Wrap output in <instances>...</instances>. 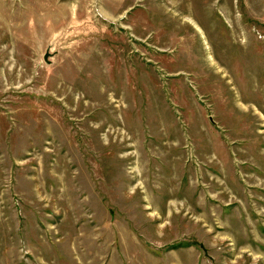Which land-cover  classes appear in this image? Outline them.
Instances as JSON below:
<instances>
[{"label":"rangeland","instance_id":"rangeland-1","mask_svg":"<svg viewBox=\"0 0 264 264\" xmlns=\"http://www.w3.org/2000/svg\"><path fill=\"white\" fill-rule=\"evenodd\" d=\"M0 264H264V0H0Z\"/></svg>","mask_w":264,"mask_h":264}]
</instances>
